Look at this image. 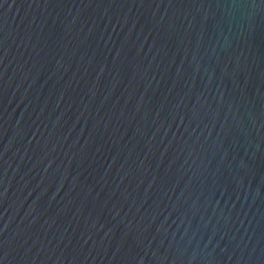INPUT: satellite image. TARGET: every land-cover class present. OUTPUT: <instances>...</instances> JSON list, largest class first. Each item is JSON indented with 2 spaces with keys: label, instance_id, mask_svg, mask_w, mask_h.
Returning <instances> with one entry per match:
<instances>
[{
  "label": "water",
  "instance_id": "obj_1",
  "mask_svg": "<svg viewBox=\"0 0 264 264\" xmlns=\"http://www.w3.org/2000/svg\"><path fill=\"white\" fill-rule=\"evenodd\" d=\"M0 264H264V0H0Z\"/></svg>",
  "mask_w": 264,
  "mask_h": 264
}]
</instances>
